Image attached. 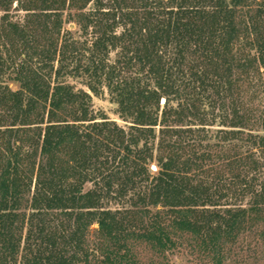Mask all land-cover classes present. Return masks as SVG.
Returning <instances> with one entry per match:
<instances>
[{"label": "trees", "instance_id": "obj_1", "mask_svg": "<svg viewBox=\"0 0 264 264\" xmlns=\"http://www.w3.org/2000/svg\"><path fill=\"white\" fill-rule=\"evenodd\" d=\"M247 233L264 256V0H0V264H227Z\"/></svg>", "mask_w": 264, "mask_h": 264}, {"label": "rangeland", "instance_id": "obj_2", "mask_svg": "<svg viewBox=\"0 0 264 264\" xmlns=\"http://www.w3.org/2000/svg\"><path fill=\"white\" fill-rule=\"evenodd\" d=\"M69 83L74 85L76 89L87 90L83 79H68ZM11 88L16 90L18 86L11 83ZM91 105L93 111L97 114V118L106 117L115 121L119 126L126 123L122 121L117 114V106L112 102L106 88H103L97 95L91 93ZM154 172V167L150 168ZM90 185H86V189ZM111 207H120V205L111 204ZM96 225L90 228L89 239L92 240L96 235ZM255 233H247L242 236L233 249V252L227 264H264V256L261 247L256 239ZM140 264H212L211 260L199 256L188 239H182L177 248L173 252L164 256L156 255L151 249L143 244H136L134 248Z\"/></svg>", "mask_w": 264, "mask_h": 264}]
</instances>
